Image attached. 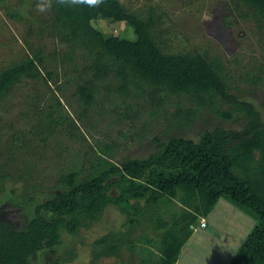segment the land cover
Returning <instances> with one entry per match:
<instances>
[{
  "label": "trees",
  "instance_id": "16d2710c",
  "mask_svg": "<svg viewBox=\"0 0 264 264\" xmlns=\"http://www.w3.org/2000/svg\"><path fill=\"white\" fill-rule=\"evenodd\" d=\"M238 1L264 21V0ZM49 13L63 39L87 57L74 88L82 106L94 105L98 95L112 89L127 109L133 106L125 100L132 97L159 107L166 99L184 95L193 106L188 111L207 107L226 119L236 113L235 119L245 122L240 129H204L197 140L154 137V151L119 162L107 157L111 145L103 143L89 161L87 174L80 177L78 168L62 172L57 189L34 205L21 228L0 217V264H32L39 250L51 251L59 244L63 232L76 234L97 222L107 205L123 215L122 227L91 241L90 264L107 256L133 264L135 255L137 264H176L197 219H203L219 197L254 219L227 264H264V118L252 101L226 89L218 57L163 52L150 33L153 14L129 11L119 0H106L98 9L54 6ZM98 19L123 21L134 38L104 34ZM39 76L35 56L1 68L0 100L19 78ZM217 101L228 108L218 109ZM176 104L178 116L183 108Z\"/></svg>",
  "mask_w": 264,
  "mask_h": 264
},
{
  "label": "rangeland",
  "instance_id": "374dc122",
  "mask_svg": "<svg viewBox=\"0 0 264 264\" xmlns=\"http://www.w3.org/2000/svg\"><path fill=\"white\" fill-rule=\"evenodd\" d=\"M119 1L142 16L153 14L150 33L163 52L197 51L218 57L226 89L252 101L264 118V21H258L250 7L238 0ZM37 2L0 0V69L35 56L40 71L37 78H19L0 100V217L14 220L21 228L34 205L57 189L56 179L62 172L78 168L80 177L87 174L89 161L103 143L111 145L107 157L119 162L154 151V137L197 140L204 129L243 126L245 121L236 120V113L226 119L207 107L186 110L193 106L184 95L166 99L159 107L132 97L125 100L133 106L127 109L112 89L98 95L94 105L82 106L74 88L87 57L63 39V33L51 24L49 12L36 10ZM97 26L106 35L134 38L132 28L123 21L98 19ZM177 102L183 108L178 116L174 114ZM216 107L228 108L220 101ZM202 218L206 226L198 225L199 217L179 255L187 264H227L254 219L223 197ZM122 223L123 215L107 205L97 222L76 234L63 232L53 250L42 248L31 262L90 264L91 241ZM60 256L69 258L61 261ZM54 259L58 262L53 263ZM91 264H121V260L107 256ZM133 264H137L136 255Z\"/></svg>",
  "mask_w": 264,
  "mask_h": 264
},
{
  "label": "clouds",
  "instance_id": "9594fccd",
  "mask_svg": "<svg viewBox=\"0 0 264 264\" xmlns=\"http://www.w3.org/2000/svg\"><path fill=\"white\" fill-rule=\"evenodd\" d=\"M106 4V0H38L36 10L40 13H48L53 7L60 8H89L98 9Z\"/></svg>",
  "mask_w": 264,
  "mask_h": 264
},
{
  "label": "crops",
  "instance_id": "0c3cea01",
  "mask_svg": "<svg viewBox=\"0 0 264 264\" xmlns=\"http://www.w3.org/2000/svg\"><path fill=\"white\" fill-rule=\"evenodd\" d=\"M205 226H202V227H205ZM185 261H186V259L184 257L181 258V255H179V257L176 261V264H187V262H185Z\"/></svg>",
  "mask_w": 264,
  "mask_h": 264
},
{
  "label": "built area",
  "instance_id": "2783aa9c",
  "mask_svg": "<svg viewBox=\"0 0 264 264\" xmlns=\"http://www.w3.org/2000/svg\"><path fill=\"white\" fill-rule=\"evenodd\" d=\"M199 224H200V226H203L204 225L203 219L200 220Z\"/></svg>",
  "mask_w": 264,
  "mask_h": 264
}]
</instances>
